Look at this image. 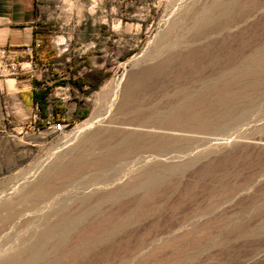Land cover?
<instances>
[{
	"label": "rangeland",
	"instance_id": "374dc122",
	"mask_svg": "<svg viewBox=\"0 0 264 264\" xmlns=\"http://www.w3.org/2000/svg\"><path fill=\"white\" fill-rule=\"evenodd\" d=\"M34 7L36 75L88 110L6 109L0 264H264V0Z\"/></svg>",
	"mask_w": 264,
	"mask_h": 264
},
{
	"label": "crops",
	"instance_id": "0c3cea01",
	"mask_svg": "<svg viewBox=\"0 0 264 264\" xmlns=\"http://www.w3.org/2000/svg\"><path fill=\"white\" fill-rule=\"evenodd\" d=\"M36 13L34 0H0V50L9 53V58L21 54L24 48L34 44L36 30ZM1 64V62H0ZM34 70L22 71L16 75H9L0 69V120L6 117V109L13 107L20 119H28L34 109L41 110L36 99V93L41 89L40 76ZM86 68V67H84ZM91 71L90 68L87 69ZM80 69L72 73L71 77L81 75ZM70 74L56 75L48 81V91L45 98V109L52 106V98L65 107L68 120H75L87 116L88 106L82 100H77L79 92L66 82ZM84 83V88L95 83L93 76ZM60 80V81H58ZM69 94V95H67ZM75 94V99L70 96ZM12 101V105L6 103ZM30 110V111H29ZM34 115V114H33Z\"/></svg>",
	"mask_w": 264,
	"mask_h": 264
},
{
	"label": "built area",
	"instance_id": "2783aa9c",
	"mask_svg": "<svg viewBox=\"0 0 264 264\" xmlns=\"http://www.w3.org/2000/svg\"><path fill=\"white\" fill-rule=\"evenodd\" d=\"M37 47L38 44L34 42L33 45L24 48L21 54L15 55L13 58H9V53L7 51L0 50V69L9 75H16L22 71L34 70V52ZM48 81L49 78L41 83V89L43 91L48 89ZM33 119H36L35 114L33 115ZM47 125L53 132L60 133L65 130V128L69 125V122L66 118H61L57 123H54L53 118H51L50 115L47 120ZM33 130L39 131L38 128H33Z\"/></svg>",
	"mask_w": 264,
	"mask_h": 264
},
{
	"label": "trees",
	"instance_id": "16d2710c",
	"mask_svg": "<svg viewBox=\"0 0 264 264\" xmlns=\"http://www.w3.org/2000/svg\"><path fill=\"white\" fill-rule=\"evenodd\" d=\"M47 91H48V89L46 91H39L36 93V96H35L38 103H39V106L41 107V110H44L46 107L45 106V98L47 96Z\"/></svg>",
	"mask_w": 264,
	"mask_h": 264
},
{
	"label": "bare ground",
	"instance_id": "6f19581e",
	"mask_svg": "<svg viewBox=\"0 0 264 264\" xmlns=\"http://www.w3.org/2000/svg\"><path fill=\"white\" fill-rule=\"evenodd\" d=\"M94 119H95V118H94ZM95 121H96V120H95ZM87 122L90 123V125H92V126L97 124V121H96V123H95V122H92V121H87ZM93 123H95V124H93ZM86 125H88V124H86ZM80 133H81V132H78V133L76 134V136H78V135L80 136Z\"/></svg>",
	"mask_w": 264,
	"mask_h": 264
}]
</instances>
